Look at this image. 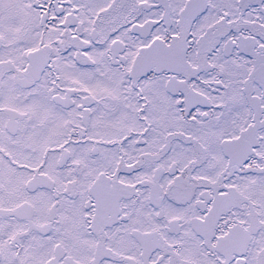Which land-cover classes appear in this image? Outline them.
<instances>
[{"label": "snow or ice", "instance_id": "1", "mask_svg": "<svg viewBox=\"0 0 264 264\" xmlns=\"http://www.w3.org/2000/svg\"><path fill=\"white\" fill-rule=\"evenodd\" d=\"M0 264H264V0H0Z\"/></svg>", "mask_w": 264, "mask_h": 264}]
</instances>
